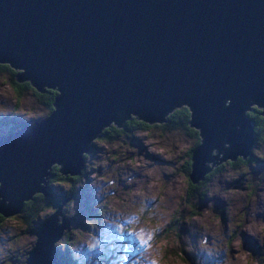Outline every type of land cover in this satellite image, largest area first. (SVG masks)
<instances>
[{
    "label": "water",
    "instance_id": "1",
    "mask_svg": "<svg viewBox=\"0 0 264 264\" xmlns=\"http://www.w3.org/2000/svg\"><path fill=\"white\" fill-rule=\"evenodd\" d=\"M0 63L19 83L57 91L47 117L0 136L5 218L37 193L52 196L54 165L79 175L107 126L132 115L161 123L181 106L200 136L189 174L197 183L252 154L247 112L264 116V0H0ZM66 203L35 232L25 264H60Z\"/></svg>",
    "mask_w": 264,
    "mask_h": 264
},
{
    "label": "rangeland",
    "instance_id": "2",
    "mask_svg": "<svg viewBox=\"0 0 264 264\" xmlns=\"http://www.w3.org/2000/svg\"><path fill=\"white\" fill-rule=\"evenodd\" d=\"M14 75L0 70V135L15 119L36 124L53 111L37 101L32 87L17 99ZM194 132L153 123L112 140L96 138L85 159L86 184L74 197L63 198L68 183L47 187V198L54 190L69 201L62 211L69 225L55 250L70 264H264V174L249 173V185L234 189L249 168L228 164L188 196L185 165L198 140ZM254 151L264 153L257 146ZM203 190L207 202L200 198ZM55 211L48 208L31 221L24 212L4 218L0 264H25L35 232Z\"/></svg>",
    "mask_w": 264,
    "mask_h": 264
},
{
    "label": "trees",
    "instance_id": "3",
    "mask_svg": "<svg viewBox=\"0 0 264 264\" xmlns=\"http://www.w3.org/2000/svg\"><path fill=\"white\" fill-rule=\"evenodd\" d=\"M2 69L12 70V73L15 74L14 75L15 78L12 79L11 84H12V88H13V91H14L17 99H19L21 97L23 90L29 89L28 87H32L34 89V96L36 97L37 101L40 104H44L45 106L47 105V107L50 111L53 110L52 104H53L55 96L57 95V91L55 89L45 88L44 92L38 91V89L33 87L31 85V83L28 81L21 82V83L17 82L16 74H17L18 70L13 69L8 64H1L0 63V70H2ZM181 107L174 109L172 112H170L168 115H166L164 122H161V123L155 122V124L163 125L164 127H169V128H176V127L184 126L188 131L191 130L192 132H194L195 128H192L191 126H189V122H188L189 117H190L189 109L186 106H181ZM247 116L251 119V121L253 123V128H254V131L256 133L255 134L256 141H257L256 143H258V141H261V138L264 137V116L261 114V108H259L257 106H253L252 110L247 112ZM150 125H152V124L141 121V120L137 119L135 115H132L131 118L125 122L123 127L119 128L113 123L110 126H107L103 130V134L101 136L102 137L104 136L106 139L112 140L114 137L118 136L119 133L127 132V128H136V127L138 128L140 126L149 127ZM197 132H198V130H197ZM194 133L196 134V132H194ZM197 135H198V140H197L195 146L200 143L199 133H197L196 136ZM261 135H262V137H261ZM194 147L189 152V158L190 159L188 158V165L186 167V170H188L187 171V174H188L187 177H189V174L191 171V163H192L191 162V155H192V151H193ZM89 154L90 153L85 154L84 158L86 159ZM252 154H253V152H252ZM252 154L249 155V157L246 159H243V157H241V156L236 157L234 160L228 159L227 161L221 163L219 166H217L215 168L220 169V167L223 166V164H225V163H228L231 166H235V164H237V161H241L242 163L249 162L251 160H248V159L251 158ZM84 172H85V167L82 169V171L79 175H76V176L67 175L66 176V175H62L58 171V167L54 165L51 169L50 176L47 179L48 185H49V187H51L53 189V186L55 184L62 185V184L68 183L69 187L66 190V192L64 194H62L63 198L69 197V196L74 197L75 191L81 185L86 184V182L83 180V176H82V175H84ZM213 173H214V168L211 172H209V174L206 175L205 178L206 179L210 178V176ZM206 179H204V180H206ZM188 180H189L188 185L190 187V189L188 191V196L194 195L195 192L198 193V191L202 190L203 186L206 185V181H204V180H201L197 183L191 182L190 178ZM76 184H78V186H75ZM53 192L55 195L52 198H47L45 195H43L41 193L35 194L32 199L24 202L23 208L19 214L24 212L25 218L27 220L31 221V219H35L41 211H43L45 213L47 211V207L51 208V209H57V207L60 203V200L62 199V196L60 195L61 197H59L54 190H53ZM205 193L206 192L204 190H203V192L200 193V198L203 199V201L207 197V196H205ZM48 201H49V204H46L47 207L45 206V207L41 208L42 203L43 202L47 203ZM4 218L5 217L0 214V224L2 221L5 220ZM63 235H64V233H63ZM67 240H65V242H67ZM55 249H57V248L55 247L54 250ZM55 252L57 254L58 260L60 261V264H70L71 263L70 259L63 252H59L57 250H55Z\"/></svg>",
    "mask_w": 264,
    "mask_h": 264
},
{
    "label": "flooded vegetation",
    "instance_id": "4",
    "mask_svg": "<svg viewBox=\"0 0 264 264\" xmlns=\"http://www.w3.org/2000/svg\"><path fill=\"white\" fill-rule=\"evenodd\" d=\"M44 105V104H43ZM46 107H47V105H46ZM47 109H48V107H47ZM49 110V109H48ZM44 119V118H43ZM15 122H13L12 124H10V126H11V128L10 129H8V132H7V134H10V133H12V132H14V131H16L17 129H19L22 125H34L35 123H32V124H30V123H27V122H25V121H21V120H17V119H15L14 120ZM18 127V128H17ZM127 129H129V128H127ZM10 130V131H9ZM190 132H192L191 130H190ZM7 134H3V135H7ZM103 134V133H102ZM256 134V133H255ZM0 136H2V135H0ZM261 137H262V135H261ZM257 141H256V136H255V142H254V145H253V148H252V152H253V154H252V156H251V158H249L248 160H251V161H249V162H245V163H242L241 161H237V164H235V166H232V167H237V166H240L241 167V165H245V166H247L249 169H248V172H241L240 174H239V176H238V179H244V182L242 183L243 184V186L242 187H247L248 185H249V181L247 180L248 179V174L249 173H251L252 174V177L254 178V175H253V173L256 171V170H259L261 173H262V175L264 174V153L262 152V153H255V151H254V147L255 146H257V147H260V148H263V150H264V137L263 138H261V141H258V143H256ZM239 157V156H238ZM249 157V156H248ZM247 157V158H248ZM187 165H188V161L186 162V165H185V167H187ZM226 165H228V163H225V164H223V166H221L220 167V169L219 168H214V173L212 174V175H214L215 173H217V172H219V171H221L222 169H223V167L224 166H226ZM50 173H51V171H50ZM206 179V178H205ZM208 179V178H207ZM206 179V180H207ZM237 179V178H236ZM235 179V180H236ZM237 179V180H238ZM206 180H204V181H206ZM232 188V187H231ZM69 197H71V198H73L72 196H69ZM72 200V199H71ZM207 197L204 199V201H206L207 202ZM62 201V199L60 200V202ZM69 201H67V203H68ZM66 203V204H67ZM46 204H49V201L46 203ZM60 204V203H59ZM65 204V205H66ZM212 204L213 205H215L216 204V202L214 201V200H212ZM219 204L221 205V203L219 202ZM64 205V206H65ZM64 206H63V208H64ZM63 208H62V211H63ZM48 209V208H47ZM223 211V210H222ZM62 213V212H61ZM223 213H224V211H223ZM43 222H45V220L43 221Z\"/></svg>",
    "mask_w": 264,
    "mask_h": 264
},
{
    "label": "bare ground",
    "instance_id": "5",
    "mask_svg": "<svg viewBox=\"0 0 264 264\" xmlns=\"http://www.w3.org/2000/svg\"><path fill=\"white\" fill-rule=\"evenodd\" d=\"M99 137H100V136H99ZM240 189H242V188H240ZM200 251H201V250H200ZM198 253H199V252H198ZM199 254H200V253H199ZM201 254H202V253H201ZM50 260H51L52 263L55 264V260H54L53 258H51Z\"/></svg>",
    "mask_w": 264,
    "mask_h": 264
},
{
    "label": "clouds",
    "instance_id": "6",
    "mask_svg": "<svg viewBox=\"0 0 264 264\" xmlns=\"http://www.w3.org/2000/svg\"><path fill=\"white\" fill-rule=\"evenodd\" d=\"M93 151V150H92Z\"/></svg>",
    "mask_w": 264,
    "mask_h": 264
}]
</instances>
